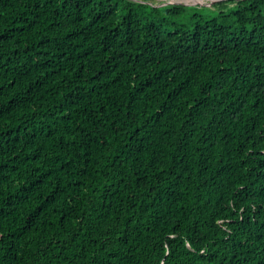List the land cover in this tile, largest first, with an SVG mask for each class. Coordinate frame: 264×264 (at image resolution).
I'll return each mask as SVG.
<instances>
[{
	"label": "trees",
	"instance_id": "trees-1",
	"mask_svg": "<svg viewBox=\"0 0 264 264\" xmlns=\"http://www.w3.org/2000/svg\"><path fill=\"white\" fill-rule=\"evenodd\" d=\"M148 1L0 0V264H264V0Z\"/></svg>",
	"mask_w": 264,
	"mask_h": 264
},
{
	"label": "rangeland",
	"instance_id": "rangeland-1",
	"mask_svg": "<svg viewBox=\"0 0 264 264\" xmlns=\"http://www.w3.org/2000/svg\"><path fill=\"white\" fill-rule=\"evenodd\" d=\"M151 1L154 2L153 5H157L159 4V2L168 1V0H149L148 2H151ZM174 1L187 2L188 4H185L186 6H189V8L185 10V13L187 14L197 11L201 15H205V16L214 15L219 10H229L233 6V3L231 4L229 1L225 2L223 0H218L219 2L213 6L210 4H212V2H215V0H174Z\"/></svg>",
	"mask_w": 264,
	"mask_h": 264
},
{
	"label": "water",
	"instance_id": "water-1",
	"mask_svg": "<svg viewBox=\"0 0 264 264\" xmlns=\"http://www.w3.org/2000/svg\"><path fill=\"white\" fill-rule=\"evenodd\" d=\"M173 2H176V1H174V0H171V1H162V3H159V4H157V5H163V4H168V3H173ZM177 3H184V4H188L187 2H178L177 1Z\"/></svg>",
	"mask_w": 264,
	"mask_h": 264
}]
</instances>
